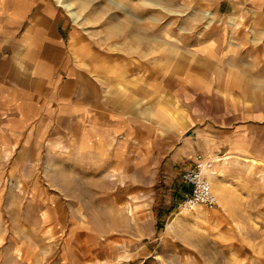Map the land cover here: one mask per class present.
I'll return each instance as SVG.
<instances>
[{
  "label": "crops",
  "instance_id": "0c3cea01",
  "mask_svg": "<svg viewBox=\"0 0 264 264\" xmlns=\"http://www.w3.org/2000/svg\"><path fill=\"white\" fill-rule=\"evenodd\" d=\"M191 1L197 14L217 21L206 24L201 29L206 34L198 40V44H206L201 52L209 70L196 68L189 77L206 75L214 80L215 86L210 81L207 92L212 91L222 105L215 108L213 117L202 116L195 107L186 110L183 121H175L167 108L164 83L157 88L147 78L144 86L131 82L128 90L141 101L125 106L115 96L104 97L106 86L101 82L98 56L94 71H68L66 77L58 72L56 64L63 69L71 63L64 54V32L69 24L57 17L52 0H0V159L5 163L16 160L19 169L29 159L31 180L36 178L27 189L35 194L33 201L40 208L35 221L47 224L45 229L55 237L60 235L62 223L72 224L68 237L80 232V264H161L157 255L179 254L170 231L174 224L171 229L163 225L170 204L159 206L156 214L151 204L156 163L153 141L158 138L166 143L169 125L176 127L173 133L182 144L176 152L179 163L191 165L199 153L213 161L207 172L212 185L219 178L216 170L222 161L239 158L264 163V0ZM128 29L132 30L130 24ZM74 49L73 58L88 66L92 57L88 44ZM116 69L113 67V73ZM40 83L45 86L42 90ZM55 85L59 89L52 92ZM193 88L196 93L201 91ZM252 142L257 144L256 151L248 146ZM31 144L39 149L25 150ZM48 145L57 149H44ZM49 159L55 160L50 163L53 168L46 167ZM187 188L181 175V202ZM214 189L223 199L222 192ZM129 207L130 213L134 211L128 216L131 230L114 232L113 251L109 249L103 256L91 251V256L87 243L98 244L104 235L90 230L88 224L111 216L120 223ZM152 233L156 234L153 241L140 242L150 239ZM152 242L156 247L151 251ZM39 251L29 249L27 260H37ZM70 251L66 245L54 252V262L72 264Z\"/></svg>",
  "mask_w": 264,
  "mask_h": 264
},
{
  "label": "rangeland",
  "instance_id": "374dc122",
  "mask_svg": "<svg viewBox=\"0 0 264 264\" xmlns=\"http://www.w3.org/2000/svg\"><path fill=\"white\" fill-rule=\"evenodd\" d=\"M52 1L57 9V17H62L69 24L64 32V54L71 63L63 69L62 64L59 67L56 64L57 71L63 73L64 77L68 71H94L98 66V56L103 73L101 82L106 86L103 87L105 98L115 96L125 106L139 104V96L136 93L133 96L127 86L131 82L144 86L147 78V82L151 79L157 88L164 83L167 108L175 121H183L187 111L195 107L205 117H213L215 108L221 107L222 101L212 91L207 92L210 81L211 86H215L214 80L206 78V75L203 78L189 77L196 68L199 71L209 70L201 52L206 44H198V40L202 34H206L201 29L217 21L214 17L197 14L191 0H185V3L183 0H63L73 5L78 21L59 1L55 0L60 6ZM129 24L132 30L128 29ZM81 43H87L89 54H92L88 66L78 63L72 56L74 48ZM113 67L118 68L115 73ZM163 74L167 76L166 83ZM40 84L39 89H44L45 86ZM194 85L201 91H193ZM59 86L55 85L51 91L59 89ZM129 87L132 88L131 85ZM155 97L153 94L152 104ZM207 123L201 122L202 125ZM172 128L176 127L169 125V140L166 143L165 140L159 142L158 138L153 141L156 163L153 162L152 209L156 214L165 202L170 204L166 210L171 213L165 214L163 225L171 229L174 224L175 228L170 231L175 237L173 244L179 249L177 256L157 255L161 264H264V163L239 158H235L236 162L222 161L216 170L219 178L212 185L224 196L221 199L214 190L222 209L199 207L192 212L182 211L178 190L182 169L189 164L179 163L176 158L182 144H178L177 133H173ZM248 146L253 151L257 149L255 142ZM38 149L37 144L25 148L28 151ZM44 149L55 150L57 147L48 145ZM28 161L25 159L23 167L19 169L15 165L16 160L5 163L0 159V264H58L53 260L54 252L59 253L66 245L71 250V263L80 264L77 253L80 232L73 233L72 238L68 237L73 229L72 224L62 223L60 235L55 237L53 232L45 229L47 224L35 221V214L40 208L33 201L35 194L27 189L28 184H34L36 178L31 180L32 165ZM48 162L46 167L53 168L50 163L55 160L49 159ZM33 163L38 162L33 160ZM103 184L106 186L105 182ZM130 211V207L125 208L120 223L111 216L104 217V222L88 224L90 230L104 235L103 239L97 240L98 244L87 243L89 254L94 251L96 255L103 256L109 253V249L115 248L116 245L112 243L114 232L131 230L128 216L134 211ZM155 236L152 233L150 239L140 242L153 241ZM149 247L152 251L156 243L152 242ZM170 247L166 246L167 249ZM29 249H40L37 260H27Z\"/></svg>",
  "mask_w": 264,
  "mask_h": 264
},
{
  "label": "built area",
  "instance_id": "2783aa9c",
  "mask_svg": "<svg viewBox=\"0 0 264 264\" xmlns=\"http://www.w3.org/2000/svg\"><path fill=\"white\" fill-rule=\"evenodd\" d=\"M212 166L213 161L205 159L204 155L199 153L194 157V162L182 173V180L188 188L184 192L180 210L192 212L199 207L222 209L207 177V172Z\"/></svg>",
  "mask_w": 264,
  "mask_h": 264
},
{
  "label": "bare ground",
  "instance_id": "6f19581e",
  "mask_svg": "<svg viewBox=\"0 0 264 264\" xmlns=\"http://www.w3.org/2000/svg\"><path fill=\"white\" fill-rule=\"evenodd\" d=\"M57 1H59L61 4H62V7H64L65 9H67L68 11H69V13H70V15L72 16V17H74L76 20L78 19V16H77V13L75 12V10H74V8H73V5L71 4V3H69V2H65V1H63V0H57ZM78 21V20H77ZM209 180V179H208ZM209 183H210V186H211V188H212V190H213V193H214V187L212 186V184H211V182L209 181ZM214 195L216 196V194L214 193ZM216 198H217V196H216ZM218 199V198H217Z\"/></svg>",
  "mask_w": 264,
  "mask_h": 264
},
{
  "label": "trees",
  "instance_id": "16d2710c",
  "mask_svg": "<svg viewBox=\"0 0 264 264\" xmlns=\"http://www.w3.org/2000/svg\"><path fill=\"white\" fill-rule=\"evenodd\" d=\"M169 213H171V211Z\"/></svg>",
  "mask_w": 264,
  "mask_h": 264
}]
</instances>
